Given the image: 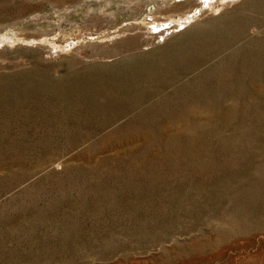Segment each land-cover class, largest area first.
Listing matches in <instances>:
<instances>
[{"label":"rangeland","instance_id":"rangeland-1","mask_svg":"<svg viewBox=\"0 0 264 264\" xmlns=\"http://www.w3.org/2000/svg\"><path fill=\"white\" fill-rule=\"evenodd\" d=\"M0 264H264V0H0Z\"/></svg>","mask_w":264,"mask_h":264}]
</instances>
